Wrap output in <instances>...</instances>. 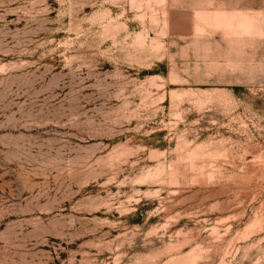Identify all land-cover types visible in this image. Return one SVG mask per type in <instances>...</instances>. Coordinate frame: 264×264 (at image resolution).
I'll use <instances>...</instances> for the list:
<instances>
[{
  "label": "rangeland",
  "instance_id": "rangeland-1",
  "mask_svg": "<svg viewBox=\"0 0 264 264\" xmlns=\"http://www.w3.org/2000/svg\"><path fill=\"white\" fill-rule=\"evenodd\" d=\"M203 2L0 0V264H264L263 17Z\"/></svg>",
  "mask_w": 264,
  "mask_h": 264
},
{
  "label": "crops",
  "instance_id": "crops-1",
  "mask_svg": "<svg viewBox=\"0 0 264 264\" xmlns=\"http://www.w3.org/2000/svg\"><path fill=\"white\" fill-rule=\"evenodd\" d=\"M189 1V0H187ZM200 11L208 15L203 22H221L236 24L235 29H259L260 16L264 24V0H203ZM230 37V35H216L215 37Z\"/></svg>",
  "mask_w": 264,
  "mask_h": 264
}]
</instances>
